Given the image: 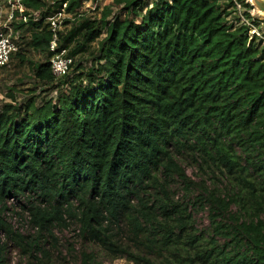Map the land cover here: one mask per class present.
<instances>
[{
	"label": "trees",
	"instance_id": "trees-1",
	"mask_svg": "<svg viewBox=\"0 0 264 264\" xmlns=\"http://www.w3.org/2000/svg\"><path fill=\"white\" fill-rule=\"evenodd\" d=\"M82 2L23 0L26 14L41 15L16 26L22 45L42 58L33 79L58 95L0 108V211L16 201L52 241L69 220L109 260L264 264V46L249 40L238 17L228 20L235 3L253 19L251 6L111 0L98 21L81 18L58 33L72 63L56 79L44 19L76 17ZM89 54L82 72L73 61ZM13 58L25 62L22 51ZM203 211L209 225L199 229ZM0 230L47 257L48 240L25 243L1 221Z\"/></svg>",
	"mask_w": 264,
	"mask_h": 264
},
{
	"label": "rangeland",
	"instance_id": "rangeland-1",
	"mask_svg": "<svg viewBox=\"0 0 264 264\" xmlns=\"http://www.w3.org/2000/svg\"><path fill=\"white\" fill-rule=\"evenodd\" d=\"M155 1V0H149ZM249 6L251 10H248V15L263 24L264 27V15L261 14L250 0H243ZM111 0H83L79 13L67 14L64 11L58 13L59 17V31L66 33L72 28V25L79 22L81 18L98 21L101 17V12L104 7L108 6ZM52 2H50L51 4ZM6 12L5 0H0V22L4 21ZM243 15V10H236L234 15L228 18L233 20L239 17V14ZM56 15V14H55ZM76 19H78L76 21ZM64 22H67L64 24ZM27 38L26 34H23ZM27 39H23V42ZM22 48V49H21ZM97 45H92V49H96ZM22 51L25 57V62L20 64L17 58H13L8 68L0 70V108L3 105L19 106L23 104L27 99H35V105L41 106L48 101L55 103L58 95V89L53 87L43 86L33 79L32 66L35 63L42 62V58L36 52L30 48L20 44L19 51ZM75 65L81 67V71L85 72L91 65V55H86L83 58L77 57L73 61ZM72 71L69 72L71 75ZM189 177L198 182L200 177L196 169L184 165ZM224 184L221 186V190L224 192ZM181 188L175 189L176 199H181L183 195ZM6 210L0 211V221L5 224L12 234H17L23 238L25 243H31L36 241L42 243L48 240L41 248L46 253L47 257L43 258V255L37 252H27L26 249L21 250L17 247L15 242L11 239V236H7L5 231L0 230V251L6 259V264H82V254L90 255L94 262L93 264H132L124 259L109 260L97 247H93L89 244L83 243L79 237V230L77 225L73 222H68V228L54 229L52 235L55 240L46 239V235L39 234L36 228L31 227L29 224V218L25 214H21L17 202H7L5 204ZM197 226L199 229L208 227V214L207 211H203L197 216Z\"/></svg>",
	"mask_w": 264,
	"mask_h": 264
},
{
	"label": "built area",
	"instance_id": "built-area-1",
	"mask_svg": "<svg viewBox=\"0 0 264 264\" xmlns=\"http://www.w3.org/2000/svg\"><path fill=\"white\" fill-rule=\"evenodd\" d=\"M6 12L4 21L0 22V70L8 68L16 53H18L21 44V34L16 26L20 23H27L30 20L33 23L41 20L39 12L26 14L23 6V0H5ZM235 8L239 11L241 8L235 3ZM239 14L240 23L247 27L249 40L260 43L264 46V27L262 23L254 24L253 19H246ZM59 17L57 13L44 19V23L48 24L51 33V40L48 45V52L51 57L48 62L52 75L56 78L64 77L72 63L65 49H60L59 40ZM14 202L13 200H10Z\"/></svg>",
	"mask_w": 264,
	"mask_h": 264
},
{
	"label": "water",
	"instance_id": "water-1",
	"mask_svg": "<svg viewBox=\"0 0 264 264\" xmlns=\"http://www.w3.org/2000/svg\"><path fill=\"white\" fill-rule=\"evenodd\" d=\"M253 4V7H256L257 10L264 15V0H250Z\"/></svg>",
	"mask_w": 264,
	"mask_h": 264
}]
</instances>
